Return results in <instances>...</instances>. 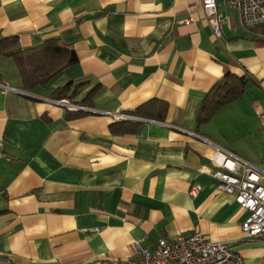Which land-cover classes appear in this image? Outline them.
<instances>
[{
  "label": "crops",
  "instance_id": "0c3cea01",
  "mask_svg": "<svg viewBox=\"0 0 264 264\" xmlns=\"http://www.w3.org/2000/svg\"><path fill=\"white\" fill-rule=\"evenodd\" d=\"M215 1L219 37L202 0H0V264H101L195 232L261 264L247 211L201 169L221 147L264 172V24ZM50 38L77 61L24 90L9 53ZM234 80L240 95L199 122ZM64 86L83 109L52 101ZM114 113L139 122L114 131L131 124Z\"/></svg>",
  "mask_w": 264,
  "mask_h": 264
},
{
  "label": "built area",
  "instance_id": "2783aa9c",
  "mask_svg": "<svg viewBox=\"0 0 264 264\" xmlns=\"http://www.w3.org/2000/svg\"><path fill=\"white\" fill-rule=\"evenodd\" d=\"M230 2L237 7L240 20L246 27L264 24V0ZM202 6L213 34L219 37L225 18L217 11L216 1L202 0ZM191 22V18L184 20L185 25ZM52 101L70 109H83L65 100ZM113 115L119 119L136 118L121 113ZM258 118L264 127V112H259ZM210 160L212 167L205 166L201 171L216 178L217 189L232 195L236 203L247 211L248 215L241 223L246 238L264 240V172L221 147L215 148ZM197 191L198 186L190 189L192 195ZM141 242L142 239H139L132 243L136 257L104 260L101 264H245L243 257L227 242L211 241L197 232L173 241L160 238L153 250L143 247Z\"/></svg>",
  "mask_w": 264,
  "mask_h": 264
},
{
  "label": "trees",
  "instance_id": "16d2710c",
  "mask_svg": "<svg viewBox=\"0 0 264 264\" xmlns=\"http://www.w3.org/2000/svg\"><path fill=\"white\" fill-rule=\"evenodd\" d=\"M9 55L13 58L19 71L22 88L27 91H32L35 87L48 83L63 68L77 61L73 48L57 38L47 39L31 48L10 52ZM219 84L213 87L207 99L204 100L199 122L206 121L215 110L238 97L242 91L239 80H234L225 92H221ZM67 91L68 86L58 88L52 98L55 100H68ZM72 112L74 111H71V115L79 114V111ZM120 122V124H123V122H130L131 124L126 127L119 125L120 127L113 128L114 131H132L134 123L139 121L129 119ZM261 264H264V260Z\"/></svg>",
  "mask_w": 264,
  "mask_h": 264
}]
</instances>
